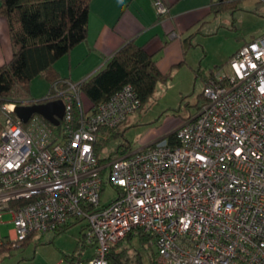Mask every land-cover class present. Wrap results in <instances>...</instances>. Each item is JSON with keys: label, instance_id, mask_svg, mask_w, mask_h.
Listing matches in <instances>:
<instances>
[{"label": "built area", "instance_id": "obj_1", "mask_svg": "<svg viewBox=\"0 0 264 264\" xmlns=\"http://www.w3.org/2000/svg\"><path fill=\"white\" fill-rule=\"evenodd\" d=\"M153 6L167 13L162 0ZM228 66L205 81L204 101L174 129L175 144L162 138L103 161L94 153L98 130L138 107L129 85L91 113L79 83L53 84L48 99L64 104L56 126L36 114L24 123L15 103L4 104L0 220L11 216L8 240L84 221L92 254L56 264H108L110 246L138 233L150 236L158 264H264V35L243 43ZM107 185L116 196L100 204Z\"/></svg>", "mask_w": 264, "mask_h": 264}, {"label": "trees", "instance_id": "obj_2", "mask_svg": "<svg viewBox=\"0 0 264 264\" xmlns=\"http://www.w3.org/2000/svg\"><path fill=\"white\" fill-rule=\"evenodd\" d=\"M90 1L0 0V17L6 22L11 47L10 59L0 64V109L6 103L23 102L24 100H20V98L28 95L30 82L36 76H42L49 83L47 97L51 94L53 84L60 87L65 86L63 82L66 79L57 74L54 64L71 48L85 40ZM241 1L212 0L211 11L215 14L223 10L233 12ZM261 1L264 2V0ZM184 43L185 49L191 45L187 39ZM198 71V69L194 70L195 78L199 77ZM214 72L209 70V77ZM167 77V74L159 71L152 55L147 53L142 45L129 40L121 45L101 68L79 82L81 105L85 108L84 112L93 113L97 105L108 100L123 86L129 85L134 91L138 109L149 101L155 92L157 83L166 82ZM202 99L204 101L203 97ZM192 116L188 115L183 119ZM12 117H15L13 113ZM81 118L82 114L74 101L73 126H76ZM44 121L51 126L46 120ZM119 125L98 130V136L94 142V153L98 161L106 160L98 156V151L101 148L100 141L107 143L118 137L123 139V133L117 131ZM1 128L2 119L0 116ZM165 138L169 143H176L173 132L167 134ZM130 152V143L125 140L118 144L114 156ZM114 156L107 157V159ZM66 227L56 232H60ZM83 229L80 247L86 245L84 239L86 225ZM134 237H136L139 246L148 254L149 263L158 264L155 260V251L150 236L138 233ZM131 238H133L132 235H127L110 246L107 254L108 264H142V258L136 253V250H132L131 255H128ZM123 241H127L124 246L122 245ZM9 242L11 241L8 240V237H0V252L7 249L10 245ZM24 242L25 239L18 242L19 246ZM66 259H81V257L72 256Z\"/></svg>", "mask_w": 264, "mask_h": 264}, {"label": "rangeland", "instance_id": "obj_3", "mask_svg": "<svg viewBox=\"0 0 264 264\" xmlns=\"http://www.w3.org/2000/svg\"><path fill=\"white\" fill-rule=\"evenodd\" d=\"M253 7L254 0H242L233 12L223 10L218 13L215 20L203 28L204 33L195 36L193 47L187 49L185 54V63L181 68L175 67L178 73L170 74L166 83H157L149 101L126 115L117 131L122 132L123 139L130 143L131 152L165 138L183 118L197 112L203 103V81L201 77L194 80L193 70L198 68V64L207 74L209 70H229L231 53L241 43L258 35L249 31H257L264 24V12L257 11L254 15ZM208 30L212 33H205ZM49 88V83L42 76H36L30 82L28 95L22 96L20 100L40 99L48 93ZM123 139L118 137L107 143L100 141L98 156L105 159L114 156L118 144L125 141ZM115 196L116 190L105 186L100 195V204L108 203ZM84 225V221L70 222L60 232H37L27 237L21 246L11 241L7 249L0 252V264H56L72 256L86 258L92 254L93 247H80ZM13 227L11 216L2 213L0 237L13 239ZM126 242L123 241L122 245ZM130 245L129 256L132 250H136L142 258V264H150L148 254L139 246L136 237L131 238Z\"/></svg>", "mask_w": 264, "mask_h": 264}, {"label": "crops", "instance_id": "obj_4", "mask_svg": "<svg viewBox=\"0 0 264 264\" xmlns=\"http://www.w3.org/2000/svg\"><path fill=\"white\" fill-rule=\"evenodd\" d=\"M162 1L167 7V13L159 17L155 13L153 0H91L86 38L55 62L57 74L63 79L79 83L101 68L106 60L129 40L142 45L147 53L152 55L161 73L167 74L168 77L172 73H178L175 67L181 68L185 63V54L187 49L193 47L195 36L204 33L203 28L215 20L217 14L211 11L212 0ZM121 4L122 9L118 7ZM253 10L254 15L257 11L264 12V2L254 0ZM253 32L258 33L257 36L264 35V24L257 31H249ZM171 33L174 35L170 36ZM186 39L191 44L187 49L184 43ZM245 42L247 41L243 43ZM10 57L8 29L5 20L0 17V64L8 61ZM197 69L204 85L209 75L203 71L201 64H198Z\"/></svg>", "mask_w": 264, "mask_h": 264}, {"label": "water", "instance_id": "obj_5", "mask_svg": "<svg viewBox=\"0 0 264 264\" xmlns=\"http://www.w3.org/2000/svg\"><path fill=\"white\" fill-rule=\"evenodd\" d=\"M13 113L22 122L27 120L33 115H39L51 125H58L59 120L64 114V104L62 100H49L45 95L40 99L33 101H19L15 103Z\"/></svg>", "mask_w": 264, "mask_h": 264}, {"label": "clouds", "instance_id": "obj_6", "mask_svg": "<svg viewBox=\"0 0 264 264\" xmlns=\"http://www.w3.org/2000/svg\"><path fill=\"white\" fill-rule=\"evenodd\" d=\"M118 7H120L121 9L123 8V5L121 4V5H119Z\"/></svg>", "mask_w": 264, "mask_h": 264}]
</instances>
